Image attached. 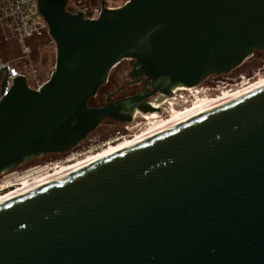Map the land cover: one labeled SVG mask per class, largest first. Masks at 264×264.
Wrapping results in <instances>:
<instances>
[{"label": "water", "instance_id": "1", "mask_svg": "<svg viewBox=\"0 0 264 264\" xmlns=\"http://www.w3.org/2000/svg\"><path fill=\"white\" fill-rule=\"evenodd\" d=\"M37 1L56 66L40 90L18 76L0 99V178L264 52V0L102 1L97 20ZM124 61L143 90L91 107ZM0 264H264V88L1 204Z\"/></svg>", "mask_w": 264, "mask_h": 264}, {"label": "built area", "instance_id": "2", "mask_svg": "<svg viewBox=\"0 0 264 264\" xmlns=\"http://www.w3.org/2000/svg\"><path fill=\"white\" fill-rule=\"evenodd\" d=\"M66 11L72 15L79 12L83 13L85 19L97 20L103 10L102 1L106 4V8L110 10L118 9L130 0H66ZM44 41L46 47L56 50V43L49 34V27L42 16L37 0H0V99L8 94L14 85V79L18 76L25 77V81L30 89L40 90L50 79L53 70H42L34 59L35 43ZM7 67V69L5 68ZM8 70V74H7ZM7 75V78H6ZM224 76L225 81H220L215 86H206L200 88L196 93L204 92V98L214 101L226 93H233L241 89L247 83H253L258 80L255 77H247L239 75L236 78ZM6 78V87L1 95L2 83ZM197 93V94H198ZM183 102L190 108L197 102L196 97L191 100L190 97L185 98L184 95L177 96L171 101L167 109H162L170 117L175 104ZM187 107V108H189ZM176 110V109H175ZM186 107L181 110L185 111ZM161 113V112H160ZM131 125V124H129ZM127 126V125H126ZM126 129H129L128 127ZM122 137L115 141L124 139ZM112 143H115L114 141ZM99 142L91 140L90 144L82 149H76L70 154L61 156L58 160L34 166L24 170H14L0 178V196L13 192L22 188L24 183H33L36 180L53 174L56 170L63 167L71 166L80 160H84L87 156L92 155L100 148ZM109 144V143H108ZM106 146V145H104Z\"/></svg>", "mask_w": 264, "mask_h": 264}, {"label": "bare ground", "instance_id": "3", "mask_svg": "<svg viewBox=\"0 0 264 264\" xmlns=\"http://www.w3.org/2000/svg\"><path fill=\"white\" fill-rule=\"evenodd\" d=\"M264 88V77H260L253 83H247L241 87L240 90L233 93H226L220 98L209 101L208 98L196 97L197 102L193 104L192 108H186L185 111H179L173 109L169 118H160V114L155 112L144 116L143 118L149 120V126L143 131H139L135 135L131 136L129 139L118 140L115 144H110L107 148L100 150L97 153L87 156L84 160H80L77 163L63 167L61 170H56L53 174L47 177L36 180L33 183L26 182L22 188H19L13 192L7 193L0 196V205L15 199L19 196L27 194L31 191L84 171L99 162H102L110 157H113L119 153L126 150L140 146L150 140H153L175 128H178L198 117H201L221 106H224L246 94L251 92L261 90ZM198 90V89H197ZM190 89L188 91H197ZM187 92V91H186ZM198 93V92H197ZM190 94V93H189ZM195 95V93L193 94ZM177 103V102H176ZM138 127V126H137Z\"/></svg>", "mask_w": 264, "mask_h": 264}, {"label": "rangeland", "instance_id": "4", "mask_svg": "<svg viewBox=\"0 0 264 264\" xmlns=\"http://www.w3.org/2000/svg\"><path fill=\"white\" fill-rule=\"evenodd\" d=\"M48 49H49V53H50L49 58H47L45 61H42V57H41L43 55L42 54V55L38 56V58L36 59V63L42 70L51 69L54 71L55 66H56V54H57V52L54 49H51L50 47ZM131 70H132V67L130 66L129 61L122 62L117 68H115L112 71L110 79H109V83L105 86L106 89L104 90V92L105 93L114 92L117 87L125 85L128 82V79H129L128 74ZM230 75H231L230 76L231 78H236L239 75H246L247 77H250V78L255 77L256 75H258L259 78L264 77V52L256 53L252 57V59L247 61L242 67H240L239 69H237L234 73H232ZM259 78H257V79H259ZM225 80H226V78L224 76L210 77L197 89L200 91V88H202V87L215 86L216 84H218V82L225 81ZM194 93H195V95H193ZM125 95L126 94L120 95V98L124 97ZM180 95H184L185 98L190 97L191 100H194V96L195 97L199 96L200 98H202V97L204 98V92L203 91H201L198 94L195 91L194 92L193 91L192 92L187 91V92H184ZM104 104H105V102L103 103V105ZM189 105H187V104L185 105L183 102H181V104H180L179 100H178L177 103L175 104V109L181 111L183 109V107L187 108V107H189ZM168 107H169V105L164 107L163 109H167ZM159 114H160V118H163V119L167 118V113L164 112L163 110ZM143 119H144L143 117L135 119L133 124L127 125V126L122 125V124L118 125V123H114L111 120H106L102 124V126L99 127L97 129V131H95L89 137V139L96 140L97 142H99L98 145H100L102 147L98 150V152H99L100 150L107 148L108 145L117 143V141H115L117 139H120L122 137H125V139H129L131 136L135 135L139 131H143V130L147 129V127L149 126L148 124L150 122H149V120H146V119H144V121H143ZM127 127L129 129H126ZM121 140H123V139H121ZM113 141L115 143H112ZM104 145H106V146H104ZM59 158L60 157L51 158V155L46 156V157H42L41 159L34 160V161L28 163L27 165L20 168L19 170H24V169H28V168H31L34 166L43 165V164L58 160Z\"/></svg>", "mask_w": 264, "mask_h": 264}, {"label": "flooded vegetation", "instance_id": "5", "mask_svg": "<svg viewBox=\"0 0 264 264\" xmlns=\"http://www.w3.org/2000/svg\"><path fill=\"white\" fill-rule=\"evenodd\" d=\"M127 79H128V78H127ZM130 83H131V80L128 79V82H127L125 85L120 86V87H117L116 90H115L114 92L106 93L107 95H106V98H105V104H104V105H106L107 99L110 98V96H111L112 94H114L115 92H117L118 90H121V91H120L119 93H117L116 96H114L113 98H110V101H111V102H114V101H117V100H120V99H123V98H127V97L135 96V95L139 94V93L143 90V88H144V84H143V83H140V84H130ZM134 88H136L137 91L140 90L139 93H136V92H137L136 90L131 91V90L134 89ZM125 91H129V92H128V93H125ZM122 94H126V95H125L124 97H121V98H120V95H122ZM156 98H157V97H155V98H154V97H153V98H150V99L147 100V102H149V103H153L154 100H156ZM104 105L102 104L100 107H102V106H104ZM163 105H164V103L160 106L161 111H162V109H163ZM111 121H113V120H111ZM143 121H144V119H143ZM113 122H114V123H118V122H115V121H113ZM141 122H142V121H141ZM118 125H120V123H118ZM88 139H89V138H88ZM88 139L84 142L83 145H81V147L77 148V150H78V149H82L84 146L90 144L91 139H89V140H88Z\"/></svg>", "mask_w": 264, "mask_h": 264}, {"label": "trees", "instance_id": "6", "mask_svg": "<svg viewBox=\"0 0 264 264\" xmlns=\"http://www.w3.org/2000/svg\"><path fill=\"white\" fill-rule=\"evenodd\" d=\"M34 46H35V48H34V59H35V61L38 58V56H40L42 54H43L41 56L42 57V61H45L47 58H49V56H50L49 49H48V47H46V43L44 41L36 42ZM256 53H259V52H256ZM105 89H106L105 86L103 88H101V90L99 91L97 97L91 100V102H90V106L91 107H100L105 102V97L107 95L104 92ZM133 90L137 91L136 88L132 89L131 91H133ZM128 92L129 91H125V93H128ZM136 93H139V91H137ZM83 144H81V145H83ZM79 147H81V146H79ZM58 157H61V156L60 155H51V158H58Z\"/></svg>", "mask_w": 264, "mask_h": 264}]
</instances>
